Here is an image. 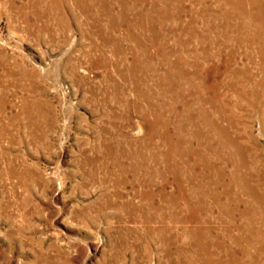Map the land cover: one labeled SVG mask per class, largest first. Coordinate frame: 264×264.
Listing matches in <instances>:
<instances>
[{
    "label": "rangeland",
    "instance_id": "rangeland-1",
    "mask_svg": "<svg viewBox=\"0 0 264 264\" xmlns=\"http://www.w3.org/2000/svg\"><path fill=\"white\" fill-rule=\"evenodd\" d=\"M0 264H264V0H0Z\"/></svg>",
    "mask_w": 264,
    "mask_h": 264
}]
</instances>
